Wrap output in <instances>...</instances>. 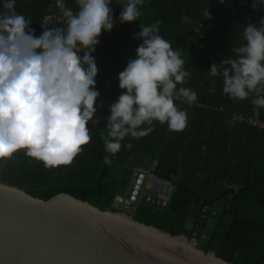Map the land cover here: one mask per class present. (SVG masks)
<instances>
[{
  "label": "trees",
  "instance_id": "1",
  "mask_svg": "<svg viewBox=\"0 0 264 264\" xmlns=\"http://www.w3.org/2000/svg\"><path fill=\"white\" fill-rule=\"evenodd\" d=\"M238 1L242 0H144L137 21L120 23L125 0H111L114 26L111 31H102L95 46L102 56L92 53L99 69L95 87L102 106L96 114L100 122L88 126L91 142L70 165L54 168H46L20 150L11 158L0 159V182L43 201L64 193L104 211L110 209L119 193L125 192L135 165L143 163L137 156L149 158L157 162L154 174L171 186L173 193L166 209L137 204L131 213L135 221L178 236L194 205L213 202L205 197L207 193L217 194L218 198L228 195L231 205L216 225L221 236L213 237L205 252L213 251L232 264H264V129L248 122L264 123V109L254 116L251 98L230 99L222 91V76L205 74L212 63L235 57L232 49L245 43L246 23L259 26L264 18L263 9L252 8L253 0H243L245 6ZM4 2L0 0V12L4 11ZM48 3L15 0L17 13L31 20L34 36L40 32ZM64 3L73 12L78 11L76 0ZM55 8L60 13L56 0ZM183 16L188 17L186 22H182ZM157 20L161 21L158 34L181 51L184 68L190 73L187 83L177 88L196 92L201 107L175 101L188 114L183 131H171L167 124L154 121V131L140 139L126 137L113 156L105 150L101 135L107 131L108 106L125 91L118 86V74L126 68L128 59L135 58V49L142 43L133 38L134 34L141 31L140 26ZM65 26L56 23L50 28ZM106 156L125 162L111 159L107 165L103 163ZM233 216L236 219L225 240Z\"/></svg>",
  "mask_w": 264,
  "mask_h": 264
},
{
  "label": "clouds",
  "instance_id": "2",
  "mask_svg": "<svg viewBox=\"0 0 264 264\" xmlns=\"http://www.w3.org/2000/svg\"><path fill=\"white\" fill-rule=\"evenodd\" d=\"M144 0H125L120 23L137 21ZM78 11L56 0L65 27L44 29L34 36L31 20L18 14L15 0H5L0 12V159L24 150L46 168L70 165L92 140L88 123L98 124L95 77L98 67L92 52L103 32L114 26L111 0H76ZM264 0H253L256 10ZM188 20L182 17V22ZM161 21L140 26L135 58L118 74L123 91L108 106L105 150L113 156L126 137L140 139L154 131L153 122L183 131L188 114L175 101L196 103L197 93L187 87L190 73L179 49L159 33ZM245 41L232 49L235 57L212 63L211 77L222 76L224 94L233 100L251 98L254 116L264 109V18L248 22ZM254 97V98H253ZM102 106V105H101ZM95 117V118H94ZM146 126V127H142ZM124 147L130 148L131 144ZM103 163L112 160L105 157Z\"/></svg>",
  "mask_w": 264,
  "mask_h": 264
},
{
  "label": "water",
  "instance_id": "3",
  "mask_svg": "<svg viewBox=\"0 0 264 264\" xmlns=\"http://www.w3.org/2000/svg\"><path fill=\"white\" fill-rule=\"evenodd\" d=\"M137 175L133 169L125 192L104 211L64 193L43 201L0 182V264H232L204 251L224 205L203 210L193 229L194 205L181 234L171 235L131 217L137 205L125 200ZM154 179L146 181L140 202L166 209L173 188Z\"/></svg>",
  "mask_w": 264,
  "mask_h": 264
},
{
  "label": "built area",
  "instance_id": "4",
  "mask_svg": "<svg viewBox=\"0 0 264 264\" xmlns=\"http://www.w3.org/2000/svg\"><path fill=\"white\" fill-rule=\"evenodd\" d=\"M251 3H253V1ZM238 4L241 6L246 5L245 1L243 0L238 1ZM258 9L264 10V5L259 6ZM60 13L56 12L55 0H49L48 6L46 8V14L41 21L40 32L38 33L37 37L42 34L44 29L50 28V26L56 23H64V18L62 17V15H60ZM205 15L208 17L207 13H205ZM99 40H101V36L99 37ZM92 53H97L100 57L102 56V53H98L96 50H94ZM176 101L178 103H181L187 106L201 107L200 104H198L197 102L193 104H189L183 99H179ZM248 122L252 126H256L258 128L264 129V123L262 122L253 121L251 119H249ZM156 166H157V162L154 160L151 162V164L148 167H135L134 168L135 172H137L138 175L136 179L134 180L129 198L125 200L126 204H132V207H133L132 209H134L135 206L140 203V195L144 189V185L146 181L150 179L152 176L155 177V179L153 180L154 183L161 184V185L167 184L154 174V170Z\"/></svg>",
  "mask_w": 264,
  "mask_h": 264
},
{
  "label": "flooded vegetation",
  "instance_id": "5",
  "mask_svg": "<svg viewBox=\"0 0 264 264\" xmlns=\"http://www.w3.org/2000/svg\"><path fill=\"white\" fill-rule=\"evenodd\" d=\"M213 202H211V203H209V204H206V205H202V206H200L199 205V210H198V212H197V217L195 218V224L193 225V229L196 227V224H197V222H198V218H199V216L201 215V213H202V211L203 210H212L213 209V207L215 206V204L216 203H219L218 205H219V207H222L223 205L225 206V208H223L222 209V213L221 214H219V217H218V219L220 218V216L223 214V212L224 211H228V208L230 207V205H231V197H229L228 195H226L224 198H222V197H220V198H218V195L217 194H215V196L213 197ZM212 200V199H211ZM226 200H228L229 201V204H225V201ZM210 201V200H209ZM191 213V212H190ZM190 213H189V215H190ZM227 215H229V212H227ZM189 217V216H188ZM209 217V216H208ZM233 218H235L236 219V216H233L232 217V219H231V221H230V223L233 221ZM218 219H217V222H218ZM235 219H234V221H235ZM234 221H233V223H234ZM217 222H216V224H215V226H214V229H213V231H212V234L210 235V237H209V240H208V242H207V245H206V249L204 250V251H206L207 249H208V247L211 245V241H212V238L213 237H215V238H220V233H221V230H217L216 231V225H217ZM230 223H229V225H230ZM193 229L190 231V234H189V236H188V239L190 240L191 239V237H192V234H193ZM228 229V228H227ZM198 242H200V239L199 240H197ZM207 252H209V251H207ZM211 252H213V251H211ZM214 253V252H213Z\"/></svg>",
  "mask_w": 264,
  "mask_h": 264
},
{
  "label": "crops",
  "instance_id": "6",
  "mask_svg": "<svg viewBox=\"0 0 264 264\" xmlns=\"http://www.w3.org/2000/svg\"><path fill=\"white\" fill-rule=\"evenodd\" d=\"M96 107H97V112H96V114L99 112V110H100V107H101V100H100V97H98L97 98V101H96V105H95ZM95 118V117H94ZM91 124V122H89L88 123V126ZM137 159H142V161H143V163H138V164H136L135 165V167H148L150 164H151V162H152V160L151 159H149V158H147V159H143L142 157H138L137 156ZM134 167V168H135ZM133 168V169H134Z\"/></svg>",
  "mask_w": 264,
  "mask_h": 264
},
{
  "label": "rangeland",
  "instance_id": "7",
  "mask_svg": "<svg viewBox=\"0 0 264 264\" xmlns=\"http://www.w3.org/2000/svg\"><path fill=\"white\" fill-rule=\"evenodd\" d=\"M112 173L114 174V175H116L113 171H112ZM215 196V194H213L212 192H209V193H207L206 194V198H208V200H211V199H213V197ZM115 199V198H114ZM114 201V200H113ZM112 201V202H113Z\"/></svg>",
  "mask_w": 264,
  "mask_h": 264
}]
</instances>
